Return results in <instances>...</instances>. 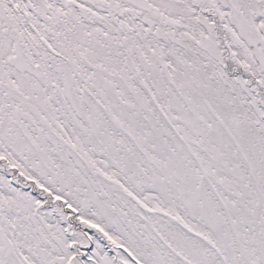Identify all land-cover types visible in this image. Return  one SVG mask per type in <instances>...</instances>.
<instances>
[{
    "label": "snow or ice",
    "instance_id": "obj_1",
    "mask_svg": "<svg viewBox=\"0 0 264 264\" xmlns=\"http://www.w3.org/2000/svg\"><path fill=\"white\" fill-rule=\"evenodd\" d=\"M0 264H264V0H0Z\"/></svg>",
    "mask_w": 264,
    "mask_h": 264
}]
</instances>
